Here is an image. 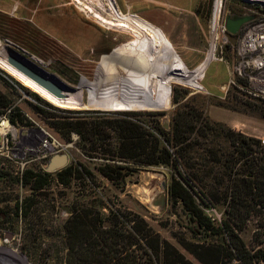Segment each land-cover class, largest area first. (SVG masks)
Masks as SVG:
<instances>
[{
  "label": "rangeland",
  "instance_id": "374dc122",
  "mask_svg": "<svg viewBox=\"0 0 264 264\" xmlns=\"http://www.w3.org/2000/svg\"><path fill=\"white\" fill-rule=\"evenodd\" d=\"M109 1L114 4V11ZM215 5L216 0H0V51L7 52L6 48L11 47L72 88V94L80 92L82 103L76 108L55 106L0 67V92L12 103L9 107H0V125L6 123L0 130V264H69L80 248L77 241L68 237L66 223L76 210L83 209L98 210L103 218L114 221L113 224L117 221L119 228L124 226L123 221L128 225L126 219L135 220L133 214L139 215L154 234L190 264L203 263L188 249L200 253L201 250L195 248L198 245L223 243L221 236L200 228L181 204L172 206L168 193L172 167H138L132 161H120L113 154L104 156L99 148L89 154L84 150L89 143L83 142L77 133L62 128L71 119L90 120L102 116L101 112H140L155 114L152 118L170 131L176 109L194 107L212 123H222L236 132L264 139L261 100L249 99L235 89L227 92L221 89L229 80V69L237 62L239 40L250 27L264 22V2L222 0L218 20ZM90 6L100 8L108 20V14L122 13L160 28L189 72L208 61L215 36L218 37L214 44L216 59L208 61L195 87L180 80L171 84L168 108L111 111L117 98L128 102L144 98V87L138 84L136 74L143 76L141 71L144 70L168 74L154 65H131L115 55L114 50L132 37L123 29L113 28L96 20L93 14L78 10ZM235 15L253 19L238 34L231 35L225 30V24L228 17ZM111 68L115 73L110 72ZM174 96L179 103L174 102ZM15 109L21 114L16 117L20 123L14 125L10 119L18 113ZM85 111L101 114H85ZM201 125L207 136L196 135L195 138L204 147H195L190 155L198 164L194 172L203 180L200 191L212 197L213 174L208 172L210 164L202 158L209 156L206 149L214 151V146L227 148L228 145L219 130H209L204 120ZM43 132L51 137V143L62 149L61 154L68 155V164L58 171L72 166L80 177L72 179L68 186L57 180L58 171L50 173L45 169L48 159L39 147ZM105 163L125 167L126 172L132 171L131 175L124 182L114 184L98 171ZM27 171L50 174V185L33 190L24 183ZM195 198L204 213L213 223L215 218L218 224L223 208H214L213 200L211 205L205 206ZM255 231L252 221L240 237L253 256L252 264H264L261 253L257 252L258 249L264 251V236L263 244L258 246L254 241ZM168 253L170 264L173 254L170 250ZM225 261L242 264L235 258L227 257Z\"/></svg>",
  "mask_w": 264,
  "mask_h": 264
},
{
  "label": "trees",
  "instance_id": "16d2710c",
  "mask_svg": "<svg viewBox=\"0 0 264 264\" xmlns=\"http://www.w3.org/2000/svg\"><path fill=\"white\" fill-rule=\"evenodd\" d=\"M174 102L179 103L174 96ZM263 107H259L264 119ZM11 100L0 92V107H9ZM10 121L20 123L19 109H15ZM85 114L100 111H85ZM102 116L90 120L71 119L62 128L75 132L80 139L89 143L84 147L93 154L99 150L104 156H114L122 162L132 161L136 166H170L173 169L169 186V198L172 206L179 204L195 220L198 226L214 236H221L223 243L198 245L200 253L191 251L203 264H227L225 258H235L242 264H252L253 256L240 237L250 222L256 225L254 241L258 246L263 244L264 236V145L261 140L236 132L222 123H212L204 118L203 113L194 107L178 108L173 115V125L166 131L159 120L152 118L153 113L140 112H101ZM100 113V114H101ZM148 117V119L142 117ZM201 120L209 130H219L227 141V148L214 146L206 149L208 157L202 160L210 164L209 173L213 174L214 195L200 191L203 180L197 173V162L190 155L195 147L203 148L204 144L195 136H207ZM23 124V122L21 121ZM113 143L116 147L113 148ZM98 146V147H97ZM209 166V165H206ZM213 166V167H212ZM125 167L105 163L98 168L99 173L114 184L124 182L131 175ZM210 174V175H211ZM25 184L35 191L50 185L51 175L27 171ZM91 175V174H90ZM79 179L75 169L70 166L57 172V180L65 186L72 179ZM214 208H223L218 224L204 213L196 201ZM113 211H111V214ZM124 216V215H123ZM135 220L126 219L128 225L118 227L110 218H103L100 212L92 209L75 211L67 221L68 237L78 242L77 251L69 264H168L169 250L173 259L170 264H190L165 240L154 234L152 228L139 215L133 214ZM133 223V225H130ZM108 224V225H106ZM169 249V250H168ZM264 261V251L258 249ZM206 256V259H203Z\"/></svg>",
  "mask_w": 264,
  "mask_h": 264
},
{
  "label": "bare ground",
  "instance_id": "6f19581e",
  "mask_svg": "<svg viewBox=\"0 0 264 264\" xmlns=\"http://www.w3.org/2000/svg\"><path fill=\"white\" fill-rule=\"evenodd\" d=\"M75 1L80 2V0H75ZM251 1L264 2V0H251ZM99 2H101V0H99ZM110 2L112 1H109L108 5L110 9L114 11V4L112 5ZM222 6H223L222 0H216L215 16L217 17V20H218V15L221 14L222 12ZM79 8L80 9L78 10L86 12L87 14H93L96 20H99L106 25L112 26L113 28L115 27V28L123 29L126 34L132 37V40L129 41L128 43L119 45L118 47L116 46L117 48L114 50L115 55H119L120 58L122 59L124 58L131 65L137 66L138 64L139 65L141 64L147 67L154 65L159 70L166 71L168 74L165 76L163 72H161V74H157V72H153L150 70L141 71L142 74H145L143 76L136 74V77L138 78L137 79L138 84L144 87V94H143L144 98H142V100L140 99L132 102H128L126 100L117 98L114 101L112 107L110 108L111 111L128 109V108L129 109L168 108V93L171 84L180 80L191 84L190 86L196 85L197 81L203 77V73L205 71L208 61L212 59L214 60L216 59L214 54L215 53L214 44L218 40L217 36L213 37L212 39V46L207 55L208 61L202 63L200 66L198 65L199 67L194 72L192 71L189 72L186 69V66L184 64L185 62L183 63L182 60L179 58V56L175 54L176 52L175 53L173 52V45L167 39L163 30H161L160 28L151 25L147 22H144L142 19L141 20L135 19L136 17L129 18L126 17L125 15L124 17L121 12H120L121 14L119 15L118 14L116 15L114 12L112 14L111 12L112 16L108 14V16L110 17V19L108 20L105 17H103L102 14L104 12L100 8H96L93 6L79 7ZM116 21L120 23L118 22L116 23ZM6 54L7 52H5L4 50L0 51V67L9 74H11L25 87L31 89L33 92L37 93L43 99H45L46 101L50 102L55 106L65 107V108H76L82 106L80 99L81 98L80 92L78 93L74 92V94L70 92L71 94L69 93L68 98L65 100L56 99L48 92H46L43 88H41L39 85H37L35 82L26 78L25 76L17 72L15 69H13L11 66H9L4 59ZM107 61H108V56H107ZM107 61L106 63H108ZM110 72L115 73V70L111 68ZM176 76H181L183 78L180 79ZM0 130H3V128L0 127Z\"/></svg>",
  "mask_w": 264,
  "mask_h": 264
},
{
  "label": "built area",
  "instance_id": "2783aa9c",
  "mask_svg": "<svg viewBox=\"0 0 264 264\" xmlns=\"http://www.w3.org/2000/svg\"><path fill=\"white\" fill-rule=\"evenodd\" d=\"M237 62L229 69V80L224 91L235 89L241 91L249 99L264 100V22L250 27L239 40ZM243 81V84L242 82ZM6 125L1 123V127ZM51 137L43 132L40 150L49 159L61 154L62 149L51 143ZM264 145V139H261Z\"/></svg>",
  "mask_w": 264,
  "mask_h": 264
},
{
  "label": "water",
  "instance_id": "95a60500",
  "mask_svg": "<svg viewBox=\"0 0 264 264\" xmlns=\"http://www.w3.org/2000/svg\"><path fill=\"white\" fill-rule=\"evenodd\" d=\"M252 19V16L247 15L228 17L225 30L231 35H236L240 32L242 27ZM4 59L9 66L35 82L56 99L65 100L68 98L69 93L72 92V88L63 84L56 77L46 73L40 67L36 66L33 61L27 59L11 47H7V54ZM68 162L69 159L67 154H57L49 159L45 169L50 173L56 172L64 168Z\"/></svg>",
  "mask_w": 264,
  "mask_h": 264
},
{
  "label": "crops",
  "instance_id": "0c3cea01",
  "mask_svg": "<svg viewBox=\"0 0 264 264\" xmlns=\"http://www.w3.org/2000/svg\"><path fill=\"white\" fill-rule=\"evenodd\" d=\"M228 78H229V75H228ZM228 80V79H227ZM227 83V82H226ZM225 83V84H226ZM223 85L221 86V89H222ZM253 137H256V138H260L258 135H254Z\"/></svg>",
  "mask_w": 264,
  "mask_h": 264
}]
</instances>
